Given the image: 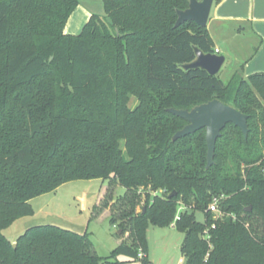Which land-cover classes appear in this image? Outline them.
Segmentation results:
<instances>
[{
	"label": "trees",
	"instance_id": "1",
	"mask_svg": "<svg viewBox=\"0 0 264 264\" xmlns=\"http://www.w3.org/2000/svg\"><path fill=\"white\" fill-rule=\"evenodd\" d=\"M103 1L106 15L75 36L65 27L80 0H0V264H148L149 224L169 227L180 209L186 264H264V73L243 65L225 83L184 70L195 47L215 53L207 27H175L190 0ZM214 99L248 115L250 132L228 124L207 169L205 129L173 141L187 123L168 109ZM91 179L124 189L108 220L129 241L105 259L87 232L47 224L14 248L4 231L31 200Z\"/></svg>",
	"mask_w": 264,
	"mask_h": 264
},
{
	"label": "rangeland",
	"instance_id": "2",
	"mask_svg": "<svg viewBox=\"0 0 264 264\" xmlns=\"http://www.w3.org/2000/svg\"><path fill=\"white\" fill-rule=\"evenodd\" d=\"M82 4L91 5L87 0H82ZM96 5L93 3L95 9H98L97 15L104 17L106 15L104 1H98ZM210 28L213 33L218 32L214 25H211ZM247 40L246 38L245 41ZM231 45L233 51L238 52L240 50L235 44ZM212 46L215 49V41H212ZM240 55L239 57L245 56L243 52H240ZM249 64L236 56L228 55L219 73L220 77L225 83H228L244 65V75L248 78L256 74V72H251L252 69ZM137 103V100L133 98L129 105L134 108ZM124 194V189L112 184L109 180L71 181L61 185L54 192L43 194L31 200L33 212L15 221L4 231V234L14 246L17 239L28 229L40 225L52 224L80 233L87 232L93 241L97 255L106 259L109 258L120 242L129 241L128 233L120 234L121 229L113 226L108 220L112 214L117 213V207H113L116 198ZM111 196H113V200H110ZM144 201L145 197L143 196L139 208L144 205ZM96 216L98 217L96 218ZM195 218L198 222L204 223L206 216L203 211L197 209L195 210ZM183 239L184 234L172 225L162 228L149 224L147 230L148 264H178L179 260L185 259L181 253ZM117 260L124 261L125 259L119 257ZM113 261L117 262L116 260ZM127 264L144 263L138 260Z\"/></svg>",
	"mask_w": 264,
	"mask_h": 264
},
{
	"label": "crops",
	"instance_id": "3",
	"mask_svg": "<svg viewBox=\"0 0 264 264\" xmlns=\"http://www.w3.org/2000/svg\"><path fill=\"white\" fill-rule=\"evenodd\" d=\"M87 1L90 6L82 4L81 0L69 18L65 27L66 34L79 35L91 17L97 14L98 9L95 6L102 0ZM211 25L217 28V33L212 32ZM207 29L212 41H215V53L218 50L217 54L224 55L226 60L228 55L236 56L246 64L250 63L251 72L264 73V0H222L215 3ZM231 44H235L240 50L233 51ZM240 52L245 56L239 57Z\"/></svg>",
	"mask_w": 264,
	"mask_h": 264
},
{
	"label": "water",
	"instance_id": "4",
	"mask_svg": "<svg viewBox=\"0 0 264 264\" xmlns=\"http://www.w3.org/2000/svg\"><path fill=\"white\" fill-rule=\"evenodd\" d=\"M213 4L214 0H190L187 9L177 10L178 18L175 27L186 22H194L199 27H207ZM194 50L196 59L191 63L184 64L182 66L184 70L190 71L200 69L211 76H217L221 72L222 67L226 62V57L224 55L205 53L198 47H195ZM168 111L187 123L173 136V141H177L205 129L207 169L215 164L217 141L222 136V131L228 124H233L235 127H238L245 139L249 136V116L218 99L197 105L192 109L170 108ZM175 195L176 192H173L170 197ZM190 213L192 214L193 212L190 211ZM119 233L121 234L122 231L120 230ZM14 248H16V245H14Z\"/></svg>",
	"mask_w": 264,
	"mask_h": 264
},
{
	"label": "built area",
	"instance_id": "5",
	"mask_svg": "<svg viewBox=\"0 0 264 264\" xmlns=\"http://www.w3.org/2000/svg\"><path fill=\"white\" fill-rule=\"evenodd\" d=\"M216 53H218V50H216ZM182 211V209L179 210L176 218H175V221L174 223L172 224V226L174 227L176 222L180 219V212ZM209 212L213 213L215 215V219L217 220L218 218H221L223 216V213L220 211V208H219V201L218 199H215L209 206V209H208ZM212 228H215V225L212 226ZM203 239L209 241L210 240V234H209V229H206L204 231V234H203ZM139 258L142 259L144 258V253L142 251L139 252ZM179 264H186L185 260L184 259H181L179 261Z\"/></svg>",
	"mask_w": 264,
	"mask_h": 264
}]
</instances>
